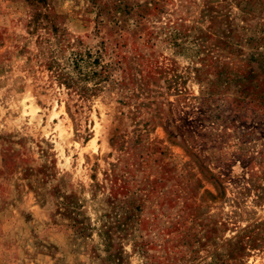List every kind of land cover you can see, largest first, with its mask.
<instances>
[{
	"label": "rangeland",
	"instance_id": "obj_1",
	"mask_svg": "<svg viewBox=\"0 0 264 264\" xmlns=\"http://www.w3.org/2000/svg\"><path fill=\"white\" fill-rule=\"evenodd\" d=\"M0 264H264V0H0Z\"/></svg>",
	"mask_w": 264,
	"mask_h": 264
},
{
	"label": "trees",
	"instance_id": "obj_2",
	"mask_svg": "<svg viewBox=\"0 0 264 264\" xmlns=\"http://www.w3.org/2000/svg\"><path fill=\"white\" fill-rule=\"evenodd\" d=\"M44 0H33V2H39V3H41V2H43Z\"/></svg>",
	"mask_w": 264,
	"mask_h": 264
}]
</instances>
